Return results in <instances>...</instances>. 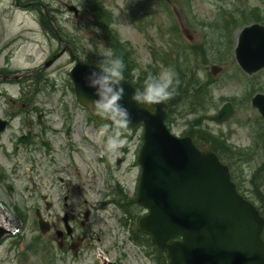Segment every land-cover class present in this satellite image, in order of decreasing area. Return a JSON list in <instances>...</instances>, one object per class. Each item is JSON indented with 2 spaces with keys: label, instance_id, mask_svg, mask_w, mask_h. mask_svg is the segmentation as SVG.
Returning <instances> with one entry per match:
<instances>
[{
  "label": "rangeland",
  "instance_id": "obj_1",
  "mask_svg": "<svg viewBox=\"0 0 264 264\" xmlns=\"http://www.w3.org/2000/svg\"><path fill=\"white\" fill-rule=\"evenodd\" d=\"M70 4L79 8V17L68 11ZM49 6L55 9L60 31L83 61L103 60L105 50L111 49L123 62L135 66L131 73L135 81L171 69L175 73V86L201 89L199 96L194 98L192 93L196 90H193L188 101L182 98L173 107L176 115L170 119L172 132L184 135L193 125L219 139L223 137L226 144H221L220 156L232 169L241 193L260 207L264 215V121L251 105L256 94L264 93V70L248 76L234 60L240 30L250 24H264V0H93V10L98 12L95 20L87 8V0H54ZM38 19L35 10L17 9L15 0H0V71L36 69L60 50L61 45L47 34ZM178 63L192 67L191 73ZM213 65L222 68L217 75L212 74ZM71 67L66 53L44 69V85L39 87L38 95L36 85L29 79L18 84L0 83V117L20 113L30 102L44 116L38 125L37 114H30L29 124L34 126L37 136L43 133L52 147L51 151L41 149V164L29 161V155H37L24 146L14 157L18 136L27 131L20 116L8 132L0 135V202L12 214L23 217L21 232L0 250V264H50L48 260L45 262L48 254L44 260L43 249L39 251L34 244L39 236L35 208L45 214L41 201L45 195L56 205L55 211L62 213L66 194L76 212L79 208L92 209L91 239L81 257L73 261L63 258L54 236H45L43 241L50 250L47 253L53 257L52 264H101V255L112 261L126 258L124 264H152L130 240L134 228L131 220L124 221L114 205L106 206L112 203L118 183L129 197H136L142 130L134 132L131 138V133L122 135L120 131L124 141L120 147L124 145L127 149L123 155L126 163L118 170L114 159L120 156L121 148L106 154L104 140L111 129L90 122L89 110L77 102L69 77ZM186 75L193 82L182 83ZM23 91L30 98L25 108H22ZM199 101L207 103L205 110L191 111L188 104L199 105ZM225 102L234 106L231 119L224 124L208 121L207 116ZM102 130L104 137L100 136ZM59 178L66 182L61 183ZM76 226L77 236L87 232ZM13 228L14 224L9 223L7 231Z\"/></svg>",
  "mask_w": 264,
  "mask_h": 264
},
{
  "label": "water",
  "instance_id": "obj_2",
  "mask_svg": "<svg viewBox=\"0 0 264 264\" xmlns=\"http://www.w3.org/2000/svg\"><path fill=\"white\" fill-rule=\"evenodd\" d=\"M53 30L63 48L45 66L68 50L59 31L54 26ZM235 53L248 74L263 69L264 26L244 28ZM88 67L93 66L77 60L70 71L75 93L95 116L106 121L90 106L95 97L83 80ZM123 86L121 104L131 115L128 127H144L138 202L149 212L139 220L140 231L167 253L169 264H264V217L238 193L229 167L215 153L197 148L191 138H177L169 132L166 103L145 109L131 100L135 86L127 81ZM253 105L264 118V95H257ZM231 112V106L225 105L214 119L223 121Z\"/></svg>",
  "mask_w": 264,
  "mask_h": 264
},
{
  "label": "clouds",
  "instance_id": "obj_3",
  "mask_svg": "<svg viewBox=\"0 0 264 264\" xmlns=\"http://www.w3.org/2000/svg\"><path fill=\"white\" fill-rule=\"evenodd\" d=\"M103 57L96 66L88 67L83 80L85 86L93 90L95 98L90 100L93 112L111 125V132L104 140V150L111 155L124 143L120 138V130L129 126L131 115L121 104L125 94V64L111 49H106ZM175 82V73L171 69L148 75L142 87L133 88L131 100L145 109L164 104L174 95ZM100 136H105L103 130Z\"/></svg>",
  "mask_w": 264,
  "mask_h": 264
},
{
  "label": "flooded vegetation",
  "instance_id": "obj_4",
  "mask_svg": "<svg viewBox=\"0 0 264 264\" xmlns=\"http://www.w3.org/2000/svg\"><path fill=\"white\" fill-rule=\"evenodd\" d=\"M52 1L54 2V0H52ZM181 67L185 68L187 66H183L182 65ZM189 68L192 69V67H189ZM185 78H187V80ZM185 81H186V83L193 82V80L191 78L187 77V75L184 76L183 82L185 83ZM193 134L195 135V133H193ZM29 141L31 143L34 142L33 131H31V137H30ZM40 142H42V140ZM221 144L222 145L226 144L225 140L223 139V137L221 139H219L218 137L214 136L213 137V147H214L215 152L218 153V154H219V152L221 151V148H222ZM36 147H37V145H36ZM15 148L19 149V146H16ZM219 156H220V154H219ZM220 157L222 158V160L224 162H226L225 159L222 156H220ZM65 206L69 207L68 204H65ZM85 213H84V217H85ZM67 214H68V219H69V221H70V223H71V225L73 227V229L70 232L63 225V223H62L63 219L59 220V216L55 212V210L53 209V206H52V209L49 212H47V216H48V218L50 220V226H51L50 232H48L47 234H39L38 238L41 240V242L37 243V247L40 248L41 250L42 249L49 250L47 248V246L45 245V242L43 241V238L45 236H54L53 241L56 244L58 250L64 256L63 258L66 259V260L69 259V258L72 259L74 257L81 256V254L84 252L86 246L88 245V240H87V235L88 234L87 233H85V234H83L81 236H77L76 228L74 226V222H76V218L77 217H76V215L74 213V209L72 208L71 211L64 213V215H67ZM80 225L82 227H85L86 224H84L83 221H80ZM6 242L7 241L0 242V250L4 247ZM14 245H16V243H14ZM72 246L74 248H78L79 249L77 256L73 255L75 253L73 251ZM8 249H9V247H8ZM9 251H10V249H9ZM10 252H13V251H10Z\"/></svg>",
  "mask_w": 264,
  "mask_h": 264
},
{
  "label": "trees",
  "instance_id": "obj_5",
  "mask_svg": "<svg viewBox=\"0 0 264 264\" xmlns=\"http://www.w3.org/2000/svg\"><path fill=\"white\" fill-rule=\"evenodd\" d=\"M105 20L108 21L109 18L106 17ZM111 39H112V42H113L114 41L113 38H111ZM100 61L101 60L95 61V63L98 64V62H100ZM154 250H155V261L157 262V264H167V259H166L165 255L162 254V253H159L156 249H154Z\"/></svg>",
  "mask_w": 264,
  "mask_h": 264
},
{
  "label": "bare ground",
  "instance_id": "obj_6",
  "mask_svg": "<svg viewBox=\"0 0 264 264\" xmlns=\"http://www.w3.org/2000/svg\"><path fill=\"white\" fill-rule=\"evenodd\" d=\"M4 219H6V218H4ZM2 222V225H3V227L4 228H8V222L6 221V222H3V221H1V219H0V223Z\"/></svg>",
  "mask_w": 264,
  "mask_h": 264
}]
</instances>
